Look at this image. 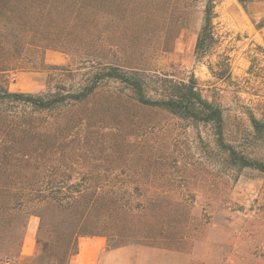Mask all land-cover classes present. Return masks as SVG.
<instances>
[{"label": "trees", "instance_id": "1", "mask_svg": "<svg viewBox=\"0 0 264 264\" xmlns=\"http://www.w3.org/2000/svg\"><path fill=\"white\" fill-rule=\"evenodd\" d=\"M221 1L0 0V74L14 69L28 51L29 65L19 69L46 70V85L57 79L53 90L42 92L12 91L0 83V264H68L79 236L107 237L113 223L121 228L129 221L133 235L118 246L146 250L147 264H206L193 258L206 238L202 226L193 227L186 201H133L139 185L106 182L124 174L121 166L144 157L133 148L125 151L132 133L121 137L117 126L102 123L105 111L129 107L209 124L231 164L264 175V160L224 144L222 108L202 95L193 76L184 81L149 74L140 59L126 53L127 42L142 38L148 20L198 10L202 25L194 51L207 54ZM49 48L79 61L74 67L49 65L44 60ZM130 120L126 117L129 128ZM251 123L260 129L254 117ZM110 163L120 164L104 167ZM31 215L38 218L34 251L22 256ZM198 250L216 259L217 252Z\"/></svg>", "mask_w": 264, "mask_h": 264}, {"label": "rangeland", "instance_id": "2", "mask_svg": "<svg viewBox=\"0 0 264 264\" xmlns=\"http://www.w3.org/2000/svg\"><path fill=\"white\" fill-rule=\"evenodd\" d=\"M255 1L222 0L216 6L215 43L205 55L194 51L202 25L198 10L165 13V18L148 20L142 38L127 42L130 48L126 53L140 59V66L149 74L184 81L193 76L202 95L222 108L224 144L250 158L264 160V36L258 35L264 25V6L259 7ZM46 51H54L63 59L59 62L55 58L49 65L74 67L79 61L51 48L44 51V58ZM31 57L28 51L21 55L16 69L0 74V83L12 90L23 88L20 83L13 84L15 74L29 71L19 67L29 65ZM226 63L228 71H224ZM40 71L43 81L34 92L53 90L57 79H49L46 85L48 72ZM105 114L102 125L117 126L121 137L133 134V144L125 151L133 148L144 157L139 163L121 166L124 174L109 179L108 184L139 185L140 192L133 201H186L192 208L193 227L202 226L205 231L201 235L206 238L205 247L199 248L217 252L213 260L210 255L203 257L198 248L194 259H205L206 264H264V175L251 167L231 164L209 124L152 109L112 108ZM126 117L132 121L130 128ZM251 117L260 122V129L252 126ZM137 167L138 175L133 173ZM129 222L122 229L117 223L106 229L107 248H121L113 257L115 262L147 264L146 250L118 246L133 235ZM37 225L38 218L29 216L22 256L34 251Z\"/></svg>", "mask_w": 264, "mask_h": 264}, {"label": "crops", "instance_id": "3", "mask_svg": "<svg viewBox=\"0 0 264 264\" xmlns=\"http://www.w3.org/2000/svg\"><path fill=\"white\" fill-rule=\"evenodd\" d=\"M255 3L261 7L264 6V0H256ZM261 32L258 35L264 36V25L259 29ZM63 61L60 59L58 53L54 51L45 52V62L51 63L53 59ZM61 60V61H60ZM15 83H20L23 88L10 89L12 91L34 92L40 87L43 81V74L39 70L23 71L15 74ZM12 83L9 84L11 86ZM106 238L103 235H82L77 239V252L70 258L68 264H135L129 261L115 262L114 258L121 248L109 249L107 248ZM141 264V263H139Z\"/></svg>", "mask_w": 264, "mask_h": 264}]
</instances>
